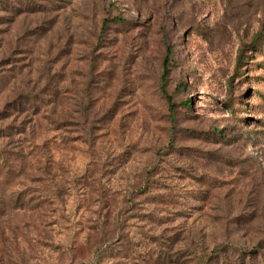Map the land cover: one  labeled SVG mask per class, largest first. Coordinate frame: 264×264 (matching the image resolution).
I'll return each instance as SVG.
<instances>
[{"label":"rangeland","instance_id":"rangeland-1","mask_svg":"<svg viewBox=\"0 0 264 264\" xmlns=\"http://www.w3.org/2000/svg\"><path fill=\"white\" fill-rule=\"evenodd\" d=\"M0 264H264V0H0Z\"/></svg>","mask_w":264,"mask_h":264},{"label":"trees","instance_id":"trees-1","mask_svg":"<svg viewBox=\"0 0 264 264\" xmlns=\"http://www.w3.org/2000/svg\"><path fill=\"white\" fill-rule=\"evenodd\" d=\"M169 73H170V71H169V60L167 58L164 66H163L161 90H162L163 94L165 95V97H166V99L170 105V110L173 111L175 109L176 105L173 102V97L171 95H169V93L166 90L167 78L169 76Z\"/></svg>","mask_w":264,"mask_h":264}]
</instances>
